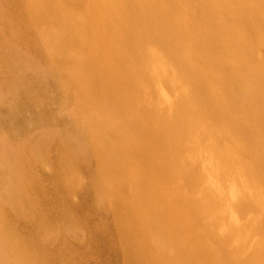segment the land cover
<instances>
[{"label": "bare ground", "instance_id": "1", "mask_svg": "<svg viewBox=\"0 0 264 264\" xmlns=\"http://www.w3.org/2000/svg\"><path fill=\"white\" fill-rule=\"evenodd\" d=\"M11 2L21 14L30 11V8L26 10L22 8L21 4L24 0H11ZM78 2L79 0L76 6L81 5L98 14L99 22L94 26L97 30L102 29L100 22L109 27L106 29L103 26L106 29V35L103 37L108 38L109 43L115 40L111 34L114 30V35L122 37L124 43H127L126 48L132 50L129 55H122L115 61L119 69L124 67L120 73L117 70L109 74L102 71L98 63L101 58L89 61L88 67L98 73L101 70L103 75L100 74L98 78L105 81H100L103 82V89L99 87L98 80L94 77L91 78L90 85L110 99L114 107L127 110L129 104H135L140 114L152 119L149 124L153 126V130L149 132L147 129L149 133L145 132L141 123H137L136 128L139 131L137 133L141 134L140 137L145 144L142 142V145L134 147L131 145L133 148H130L137 161L134 166L137 169L136 173L133 172L135 174L129 180L127 173L123 174L125 169L122 168L123 176L118 177L121 184L133 190L132 203H123L116 196L114 199L111 196L109 182L104 185L106 179L103 178L101 181L93 173L90 174L91 181L100 192L97 207L106 214L104 216H108L112 201L116 202L118 208L130 212L128 213L130 226L119 228L125 264H182L179 261H184L185 264H264V216H259L260 211L249 198L251 194L248 197L242 191L235 198L242 210V217L247 213H253L250 214L252 217L249 221H238L240 228L245 231L244 241L243 238L238 242L228 235L212 233L218 238L217 247L220 246L218 248L220 251L218 249L210 251L206 244L215 237L205 233L203 229V226L205 228L207 226L208 230L213 228L209 220L214 214L211 204L217 205L215 200L222 198L221 193L215 196V190L222 189L226 183L225 176L230 173L226 164H215L209 158L221 154L224 158L231 159L233 148H237L242 155L241 161L249 164L247 170L256 177L253 185L264 199V0H80V3ZM68 34L64 36L66 40L76 38L75 35H70V32ZM78 39L84 46L88 44L81 37ZM97 46L101 47L99 43H95L93 48ZM104 48L107 49V46L105 45ZM108 50L109 52H104L105 55L112 53V50ZM96 56L100 57V55ZM50 60L54 65L48 72L49 75L60 77L59 73L64 71L58 65L59 61L54 57ZM102 61L105 64L106 59L102 58ZM174 80L185 81L191 87L183 90L175 89L176 98L172 105L168 102L165 105H157L158 100L153 95V91L162 94L164 88L174 89L176 85ZM104 83L108 86H104ZM217 89H220L221 93H218ZM191 97L195 100L193 104L188 102V99L192 100ZM93 100L91 103L95 104ZM19 101L17 103L21 108L32 104L28 103V100L25 104ZM101 102L103 105L102 100ZM215 104L217 107L214 106ZM220 108L237 114L236 116L228 114L229 111L224 113ZM126 113L124 112L123 115H128ZM44 115L48 117L47 112L43 110L42 116ZM125 118L127 119V116ZM131 120L128 122H132ZM96 127L99 129V126ZM116 127L119 129L120 126ZM225 128H231L233 134L240 139L238 140L240 144L237 142L231 146L223 145L228 135H224ZM111 129L112 126L109 130ZM245 131L247 133L244 134ZM239 133H242L241 136ZM109 134L115 135L112 131ZM74 156L59 154L58 162L53 161L54 165L70 169L72 174L68 179L54 175L55 179L52 182L58 190L57 199L60 206L64 207L59 215L67 216L70 220L69 222L66 219L67 235L80 244L84 238L83 234L78 233L77 225L70 219L71 214L76 213L78 208L68 197L73 196L71 193H74L75 188L81 184L80 179L85 168L91 164L87 156L82 159L81 156H78L79 158ZM47 160L48 155L41 158L42 163L47 164ZM204 160L206 162H203ZM213 168L221 172L222 183L219 185L211 182L210 171ZM171 176L177 177V180L181 178V182L185 181L189 187L191 186L190 189L193 188L197 192L192 195L181 189L178 184L173 185V182H170ZM107 177L112 176L108 174ZM193 180L199 181L197 185ZM36 181L38 180L33 182ZM209 181L211 186L207 188L204 183ZM242 182L245 180L243 179ZM246 185H251L250 181H247ZM164 187L168 189V193ZM34 188L40 196L44 194L40 183H35ZM59 188L67 189L70 196L65 192H59ZM159 191L165 194L161 195ZM176 200L179 201L178 206L183 203L181 205L186 204L189 208L186 209L184 206L183 209L190 218L188 222L187 218L179 217L174 212L166 217L161 212L162 208L170 205L172 211L174 208L182 207L181 205L173 207ZM198 202L206 203L208 210L205 212L200 209ZM138 206L140 212L137 210ZM34 208L36 214H44L49 218L54 215V210L50 207L36 204ZM134 213L141 217L134 216ZM109 224L108 221V227ZM178 235L187 238L184 239L187 242L188 238L192 240L194 249L190 247L192 243L175 244V236ZM52 238L54 234H50L47 239ZM110 241L116 249L120 248L117 240L110 239Z\"/></svg>", "mask_w": 264, "mask_h": 264}, {"label": "rangeland", "instance_id": "2", "mask_svg": "<svg viewBox=\"0 0 264 264\" xmlns=\"http://www.w3.org/2000/svg\"><path fill=\"white\" fill-rule=\"evenodd\" d=\"M77 1L24 0L21 4L22 8L25 10L30 8V11L27 14H21L12 6L11 0H0V264H125L119 228L130 226L128 222L130 217L128 213L130 212L118 208L116 202L112 201L108 216H104L106 214L97 207L100 192L91 181L90 174L93 173L101 181L103 178L106 179L103 182L104 185L109 182L112 190L111 196L114 199L116 196L123 203H132L133 190L129 186L121 184L118 177L122 178L123 174L127 173L126 175L131 180L136 173L137 169L134 166L137 161L130 148L142 145L144 141L140 137L141 134L137 133L139 131L136 127L141 123L145 132L147 129L150 132L153 130V126L149 124L152 119L140 114L135 104H129L127 110H122L117 106L115 108L110 99L90 85L92 77L97 78L99 87L101 86L102 89V83L105 81L98 78L100 74L103 75L101 70L98 73L88 67L89 61L101 58L98 63L102 71L109 74V72L114 73L117 70L120 73L124 67L119 69V65L117 66L115 61L122 55H129L132 50L129 51L126 48L127 43H124L122 37L114 35V30L111 31V34L115 40L109 43L108 38L103 37L106 35L105 30L109 27L100 22L102 29L97 30L94 26L96 22H99L98 14L81 5L76 6ZM68 32L70 35H75L76 38L66 40L64 36L69 35ZM78 37L86 40L88 44L84 46ZM95 43H99L101 47L93 48ZM104 43L107 49L104 48L105 45H102ZM135 47L137 50V46ZM108 49L112 50V53L105 55L104 52H109ZM131 49L133 48L131 47ZM96 55H100V57ZM47 57L50 59L54 57L59 61L57 63L64 71L59 73L60 77L49 75L48 72L54 64ZM102 58L106 59L107 63L104 64ZM177 81L174 80L176 82L174 89L164 88L162 94L153 91V95L158 100L157 105H165L167 102L171 104L176 98L175 89L183 90L186 87L187 89L191 87L185 81H178V84ZM104 86H108V84L104 83ZM216 91L221 93L220 89ZM92 99L96 103L99 101L95 105L93 102L91 103ZM19 100L24 104L28 100V103L32 104L21 108V105L17 103ZM153 100L155 101L154 98ZM193 101L195 103L193 98L192 100L188 99L189 103L193 104ZM109 103L112 107L109 106ZM214 106L217 107L216 104ZM220 109H223L224 113L229 111L228 114L234 116L237 114L225 108ZM43 110L47 112L48 117L42 116ZM120 111L127 112L128 115H125L127 119ZM130 113L131 116H129ZM130 120L132 122H128ZM100 124H102L101 127ZM127 125H131V127ZM96 126H99V129ZM111 126L113 129L109 130ZM116 126H120L119 129ZM224 130V135L228 134L223 143L224 146L235 145L237 142L240 144L238 141L240 139L235 136L236 134H233L231 128ZM110 131L115 135H110ZM102 132L108 133L103 134ZM245 133L247 132L245 131ZM239 134L241 136L242 133ZM232 151L231 159H226L221 154L215 158H209L215 164H226L230 173L225 176L226 183L222 189L215 190V196L217 197L221 193L222 198L215 200L217 205L211 204L214 214L209 220H211L213 228L208 230L207 226L206 228L203 226V229L205 233L212 236L216 233L224 234L239 242L242 238L244 241L243 232L245 231L240 228L238 221H249L252 217L250 214L253 213H247L242 217V210L235 198L242 191L247 196L251 194V197H248L260 211L259 216H264V199L253 185L256 177L247 170L246 167L249 164L241 161L242 155L237 151V148H233ZM65 153L66 155H75V158L78 154L79 157L81 156L80 159L87 156L91 164L87 167L88 169L85 168L80 179L81 184L75 188L74 193H71L73 196H70L67 189L59 188V192H65L67 196H70L68 199L74 202L78 208L76 213L71 214L70 219L77 225L78 233L83 234L84 238L80 244L67 235L66 221L70 222V220L67 219V216L59 215L64 207L60 206L57 199L58 190L52 182L55 179L54 175L68 179L72 174L70 169L59 167L53 163L58 160L59 154ZM44 155H48L47 164L41 161ZM78 156L77 158H79ZM53 165L54 170L52 169ZM122 168L125 169L123 174ZM108 174L112 177L108 178ZM210 175L212 184L222 183L221 172L215 171L213 168ZM180 179L177 180V177L171 176L170 182H173L175 186L178 184L181 189L183 188L185 192L192 195L197 192L193 188L190 189L191 186L189 187L185 181L181 182ZM243 179L245 182H242ZM34 180H38L35 183L41 184L44 191L42 196L34 188ZM193 181L196 185L199 182ZM247 181H250L251 185H246ZM211 182L204 183V185L209 188ZM164 188L168 193V189ZM159 192L161 195L164 193L163 191ZM175 203L174 205L171 203L173 207H180L183 204L180 203L178 206L179 201L177 200ZM36 204L52 208L54 210L53 217L36 214L34 211ZM181 206V209L174 208L173 211L170 209L171 205L170 207L166 206L168 209L164 207L161 212L165 217L174 212L179 217L187 218L188 222L190 218L187 212H183V209L184 206L186 209L189 208L186 204ZM198 207L205 212L208 210L206 203L198 202ZM137 210L140 212L139 206ZM134 216L141 217L135 213ZM108 221L109 227L107 226ZM206 225L208 224L206 223ZM50 234H54V238L48 240ZM175 237V244L192 243L190 247L194 249V242L189 238L187 242L184 240L187 238L183 236ZM214 237L206 244L210 251L220 248V246L217 247L218 238ZM110 239L117 240L120 248L116 249ZM218 250L220 251V249ZM179 259L181 260V258ZM179 262L185 264L184 261Z\"/></svg>", "mask_w": 264, "mask_h": 264}]
</instances>
